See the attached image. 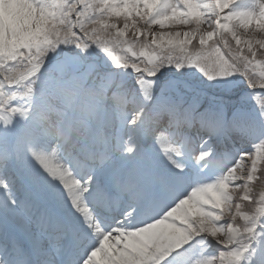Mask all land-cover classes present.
<instances>
[{
	"label": "snow or ice",
	"instance_id": "1",
	"mask_svg": "<svg viewBox=\"0 0 264 264\" xmlns=\"http://www.w3.org/2000/svg\"><path fill=\"white\" fill-rule=\"evenodd\" d=\"M256 32L264 0H0V264H264ZM225 81L253 117L190 96Z\"/></svg>",
	"mask_w": 264,
	"mask_h": 264
},
{
	"label": "rangeland",
	"instance_id": "2",
	"mask_svg": "<svg viewBox=\"0 0 264 264\" xmlns=\"http://www.w3.org/2000/svg\"><path fill=\"white\" fill-rule=\"evenodd\" d=\"M179 29L187 30L184 26H179ZM159 30V29H157ZM167 30V29H165ZM249 34H251V29L249 30ZM264 33L256 32L254 35V39H260ZM242 79V78H241ZM217 83H207V82H193L192 86H196L198 90H193L190 93V96H195V98L199 101L200 106L203 103L204 107H201V111L210 107L217 102H224L226 108H230L232 112H242L246 113L249 117H253L255 115V109L252 101L247 99L251 95V89H248L246 81L243 82H233L228 84V82H221L220 86H214ZM264 99V98H262ZM196 154H199V146H196L195 149ZM259 175V173H258ZM237 183H242V181H237ZM260 183V180L254 181L253 185L256 187ZM198 250V247L190 250L195 252ZM211 251V249H210Z\"/></svg>",
	"mask_w": 264,
	"mask_h": 264
},
{
	"label": "clouds",
	"instance_id": "3",
	"mask_svg": "<svg viewBox=\"0 0 264 264\" xmlns=\"http://www.w3.org/2000/svg\"><path fill=\"white\" fill-rule=\"evenodd\" d=\"M253 35H255V33ZM260 39L264 40V35H262ZM214 86H220V85L217 84ZM253 192L254 194H264V178H261L260 183L256 187H254Z\"/></svg>",
	"mask_w": 264,
	"mask_h": 264
},
{
	"label": "bare ground",
	"instance_id": "4",
	"mask_svg": "<svg viewBox=\"0 0 264 264\" xmlns=\"http://www.w3.org/2000/svg\"><path fill=\"white\" fill-rule=\"evenodd\" d=\"M3 255H4L3 251L0 250V258H3Z\"/></svg>",
	"mask_w": 264,
	"mask_h": 264
}]
</instances>
